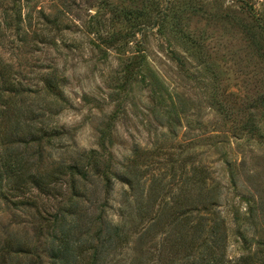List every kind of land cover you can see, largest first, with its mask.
Here are the masks:
<instances>
[{"label":"rangeland","instance_id":"374dc122","mask_svg":"<svg viewBox=\"0 0 264 264\" xmlns=\"http://www.w3.org/2000/svg\"><path fill=\"white\" fill-rule=\"evenodd\" d=\"M4 82L0 264H62L61 239L70 264H129L148 245L143 264L170 262L148 225L203 188L234 233L227 256L254 245L232 216L261 233L247 218L264 199V0H0ZM140 207L152 219L134 226Z\"/></svg>","mask_w":264,"mask_h":264},{"label":"trees","instance_id":"16d2710c","mask_svg":"<svg viewBox=\"0 0 264 264\" xmlns=\"http://www.w3.org/2000/svg\"><path fill=\"white\" fill-rule=\"evenodd\" d=\"M4 84L5 87H0V92L4 90H14L11 87L13 85H9L5 82ZM2 105L3 107L0 109V113L5 111V105ZM16 123H18V121ZM8 166L10 167V165ZM68 169V173L78 174V168L76 165H69ZM35 173L37 172L31 173L28 180V183L31 182L33 186H37L43 182L40 180L39 174L33 175ZM82 175L86 176V172L82 173ZM21 176L17 175V177L20 178L18 183H21V185H17V187L13 188L11 187V189L15 190V188H22V186L27 184V181H25L24 178L22 179ZM205 184L206 181H204L203 186H205ZM45 188L48 191L51 190L52 187L49 181L45 183ZM60 193L61 191L59 194ZM215 202V197L210 195V193L203 188V192L196 195L188 193L187 199L182 202L162 204V209L165 206L169 209L166 213L167 215L163 216L161 220L160 216L157 214L158 221L155 224L151 223L148 226L158 225L157 227L159 229H164V237L166 242L169 244V248H171L172 257L170 262H165L163 264H264V218H262L263 221L261 222V228L258 227L261 233H259L257 238L254 240L253 236L250 239H244L245 235L239 232L241 224L235 222L237 216H232V224L235 226L236 236L243 240H250L254 243V245L249 247L247 251L239 257H228L226 250L230 240L229 232H232V230L229 227L230 225L227 215L220 214L215 211ZM19 204L25 205L31 203L29 199L27 201L24 199L20 200ZM256 210L258 215L260 214L264 216V199L260 198L258 202H254V205H252V209L250 210V216L247 220L252 219L256 215ZM150 216V210H145L143 212L142 207H140V209H138L136 220L131 218L130 222L134 226H139L142 220L144 221L147 219L146 217L152 219ZM254 223L251 222V224H253L256 228L258 223ZM152 230L153 227L144 228V230L140 232L136 238V245H143L149 240L151 234L155 235V232L152 233ZM123 232L124 231L121 230V233ZM237 232L239 233V236L237 235ZM143 233L144 235L141 236ZM115 234L116 227L114 228V235ZM60 242L61 243H59L57 247L58 250H56L57 258L62 261V264H70V259L66 256L68 255L67 244L69 241L67 239H61ZM79 246L82 247L83 245L80 244ZM152 252L151 246H146L144 251L145 256L141 258L140 256L134 254L129 261V264H131V262L132 264H143L144 262H148L150 257L147 256ZM63 257L64 259L62 260Z\"/></svg>","mask_w":264,"mask_h":264}]
</instances>
